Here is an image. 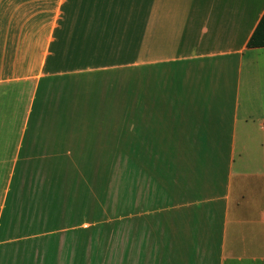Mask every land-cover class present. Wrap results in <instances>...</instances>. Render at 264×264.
<instances>
[{
	"label": "crops",
	"instance_id": "1",
	"mask_svg": "<svg viewBox=\"0 0 264 264\" xmlns=\"http://www.w3.org/2000/svg\"><path fill=\"white\" fill-rule=\"evenodd\" d=\"M263 16L264 0H0V264H87L84 186L101 212L99 126L122 119L155 206L127 184L125 255L103 264H264ZM102 80L125 98L92 101Z\"/></svg>",
	"mask_w": 264,
	"mask_h": 264
},
{
	"label": "rangeland",
	"instance_id": "2",
	"mask_svg": "<svg viewBox=\"0 0 264 264\" xmlns=\"http://www.w3.org/2000/svg\"><path fill=\"white\" fill-rule=\"evenodd\" d=\"M83 64L80 65L82 67ZM140 70L132 72L133 83L135 84L133 90L136 95H140ZM106 78L107 76L101 75V77ZM91 78H96L97 76H90ZM118 77H122V74H118ZM88 80V76H82ZM88 82V81H87ZM101 84L103 83L102 81ZM118 83V84H117ZM114 84H107L109 89L102 84V90L98 91V84H95L94 87L92 86V91L94 90L95 93L91 92V100L93 101L96 98H102V95H107V102L109 100H122L125 98L126 95V88L125 85L121 82H117ZM113 88H110L112 87ZM116 87V88H115ZM112 91H111V90ZM92 93L96 96H92ZM119 110L116 113H120L122 109L124 111V105L119 104ZM96 105H88L87 106V114L91 115L95 113ZM102 109V110H101ZM111 109V105L104 104V99L102 100V105H100L101 111H109ZM122 111V112H123ZM119 114V116H122ZM124 116V115H123ZM87 123V132L89 129L93 128L94 122H86ZM101 128V151L96 154L97 161L100 162L99 169L95 170V174L97 177H101V185H98L100 191H102L101 198L98 195V199L96 202L101 200L102 203V211H98L99 206L96 207V212H94L93 203L95 198V193H91L90 190L94 188L91 187L92 184L87 183L85 188V202H86V212H81L79 217L80 225L83 223L87 224V228L85 232L80 231V236L83 235L84 238V251H86V261L87 264H103L104 260L111 258V256L120 257L125 255V241H126V231H125V212L127 207V198H126V191L128 185V189H134L139 187L138 189L143 191V195L147 196L150 194L149 199V208H154L155 200L154 195L156 194V190L153 189L152 186L149 185V182L153 181L156 182V177L153 175L152 171V178L148 175V169L144 168V176L141 180L133 178L135 176L134 172L137 171V165H140L141 170V162L148 161V157L145 153H138L135 155L134 153L124 151V146H119L118 142H116L117 132H123L125 128L124 120H117V121H102L100 122ZM109 129L112 131L110 134L113 136L111 138L112 141L109 140ZM87 141V148L92 144ZM111 143V144H110ZM116 147V148H115ZM93 157L92 153L85 154V160L90 161ZM130 163V169L127 172V166ZM138 163V164H137ZM134 165V166H133ZM133 166V167H132ZM143 167V165H142ZM136 168V169H135ZM139 171V169H138ZM94 170H86V176L88 178L93 177ZM128 175V178H127ZM149 176V177H148ZM136 180V181H133ZM91 182V179H89ZM140 181V182H138ZM138 182L139 184H137ZM128 184V185H127ZM137 184V185H135ZM93 186V185H92ZM148 186L152 188L151 193H148ZM148 197V196H147ZM129 199L132 200V196H129ZM130 203V202H129ZM131 205V204H130ZM131 211V210H130ZM72 236V235H71ZM82 238V237H80ZM70 251V257L69 252ZM65 249L64 254L66 258L68 256V262L70 260L75 259V262L78 258H82V245L80 246V250L72 249ZM65 259V258H64ZM66 260V259H65ZM77 264V262L75 263Z\"/></svg>",
	"mask_w": 264,
	"mask_h": 264
},
{
	"label": "trees",
	"instance_id": "3",
	"mask_svg": "<svg viewBox=\"0 0 264 264\" xmlns=\"http://www.w3.org/2000/svg\"><path fill=\"white\" fill-rule=\"evenodd\" d=\"M249 48H264V16L260 21L254 35L252 36L249 44Z\"/></svg>",
	"mask_w": 264,
	"mask_h": 264
}]
</instances>
